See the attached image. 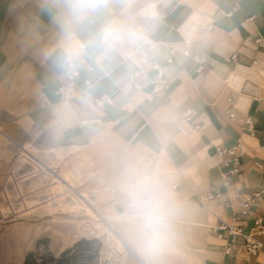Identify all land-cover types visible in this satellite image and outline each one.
<instances>
[{"label": "crops", "instance_id": "obj_1", "mask_svg": "<svg viewBox=\"0 0 264 264\" xmlns=\"http://www.w3.org/2000/svg\"><path fill=\"white\" fill-rule=\"evenodd\" d=\"M147 2L158 12L151 32L156 55L127 91L100 85L91 114L53 139L59 97L45 80L38 46L8 15L10 0H0V105L11 119L3 131L21 142L44 136L42 147L77 163L89 188L106 197V213L128 246L115 178L120 162L135 156L161 170L181 206L167 264H264V233L258 253L249 254L238 247L241 235L225 251L227 240L213 231L233 223L247 199L264 222V180L254 164H264V0ZM33 9L24 0L23 11ZM186 109L193 110L191 121ZM228 149L237 156V174H228ZM242 218L250 229L253 220Z\"/></svg>", "mask_w": 264, "mask_h": 264}, {"label": "clouds", "instance_id": "obj_2", "mask_svg": "<svg viewBox=\"0 0 264 264\" xmlns=\"http://www.w3.org/2000/svg\"><path fill=\"white\" fill-rule=\"evenodd\" d=\"M10 0L8 15L21 21L37 45L53 106V139L61 138L94 109L95 90L107 82L127 91L156 55L151 39L158 12L147 0ZM115 189L122 224L139 264H167L181 206L161 170L135 156L119 165Z\"/></svg>", "mask_w": 264, "mask_h": 264}, {"label": "rangeland", "instance_id": "obj_3", "mask_svg": "<svg viewBox=\"0 0 264 264\" xmlns=\"http://www.w3.org/2000/svg\"><path fill=\"white\" fill-rule=\"evenodd\" d=\"M10 120L0 105L2 131L7 130L5 124ZM4 133L0 131V264H23L28 254L35 258L46 253L57 256L80 238L97 240L106 264H136L126 260L133 254L106 213V197L89 188L83 174L78 175L77 163L76 168L68 165L65 159L52 155L50 147H42L43 141H48L44 136L33 134L29 142H21L12 132H7L8 136ZM23 145L32 150L31 155ZM70 170L75 173L70 174L74 186L71 194L59 201L47 189L51 182L60 180V171ZM78 192L92 200L99 215L87 207Z\"/></svg>", "mask_w": 264, "mask_h": 264}, {"label": "built area", "instance_id": "obj_4", "mask_svg": "<svg viewBox=\"0 0 264 264\" xmlns=\"http://www.w3.org/2000/svg\"><path fill=\"white\" fill-rule=\"evenodd\" d=\"M101 102V97L97 99V103ZM193 110L186 109L183 113V117L187 121L192 120ZM227 153L231 156L233 166L229 169L228 174L233 175L239 173L237 156L234 153L233 149H228ZM256 168L260 172L261 178L264 180V164L263 163H254ZM256 193H254L255 195ZM219 193H208V197H217ZM249 217L253 220V225L250 229L244 230L245 224L244 219L242 217ZM88 229L89 227L86 226ZM91 231V230H90ZM213 231L218 235L224 237L227 241L225 244V251H229L231 249V244L235 242L236 236L241 235L243 237V241L238 244V247L249 254H256L260 248V242L257 239V236L264 233V222L261 216L253 214L251 210V200L247 199L242 202V205L237 209L234 215L233 223L221 222L219 224L214 225ZM223 232H226L224 235ZM93 234V232H91Z\"/></svg>", "mask_w": 264, "mask_h": 264}, {"label": "trees", "instance_id": "obj_5", "mask_svg": "<svg viewBox=\"0 0 264 264\" xmlns=\"http://www.w3.org/2000/svg\"><path fill=\"white\" fill-rule=\"evenodd\" d=\"M100 245L95 239L80 238L57 256L46 253L35 258L28 254L23 264H106L100 257Z\"/></svg>", "mask_w": 264, "mask_h": 264}, {"label": "bare ground", "instance_id": "obj_6", "mask_svg": "<svg viewBox=\"0 0 264 264\" xmlns=\"http://www.w3.org/2000/svg\"><path fill=\"white\" fill-rule=\"evenodd\" d=\"M0 131L2 133H4L0 127ZM5 134V133H4ZM22 149H24L25 151H27L30 155H31V149L26 146L23 145ZM69 171V170H68ZM70 174H75L74 171H71L66 173L65 171H60L57 175L60 178V180L58 181H53L50 183L47 192L49 194L54 195V197H56L59 201L64 199V196H68L71 194V188L74 186L73 181L71 180V176ZM89 192V190H88ZM69 193V194H68ZM78 197L84 201V203H86L87 207L96 215H99V212L96 211L93 207V205L91 204V201H87V199L85 198V193L84 192H78ZM87 195V194H86ZM90 196V195H89ZM55 199V198H54ZM57 201V200H56ZM113 232V231H112ZM114 233V232H113Z\"/></svg>", "mask_w": 264, "mask_h": 264}]
</instances>
